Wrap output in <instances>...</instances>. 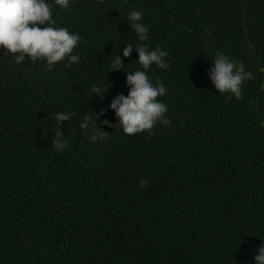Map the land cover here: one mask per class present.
Masks as SVG:
<instances>
[{"label": "trees", "instance_id": "obj_1", "mask_svg": "<svg viewBox=\"0 0 264 264\" xmlns=\"http://www.w3.org/2000/svg\"><path fill=\"white\" fill-rule=\"evenodd\" d=\"M51 2V0H49ZM141 11L167 70L149 76L170 124L125 134L83 118L128 94L139 69L127 16ZM56 27L82 37L80 61L51 70L0 54V264H255L264 244V0H72ZM224 53L253 79L220 94L208 69ZM120 55L124 68L112 71ZM14 55V54H13ZM111 71V72H110ZM107 92L101 102L91 85ZM109 109V110H108ZM73 112L56 151L54 113ZM141 181L146 183L141 187Z\"/></svg>", "mask_w": 264, "mask_h": 264}, {"label": "clouds", "instance_id": "obj_2", "mask_svg": "<svg viewBox=\"0 0 264 264\" xmlns=\"http://www.w3.org/2000/svg\"><path fill=\"white\" fill-rule=\"evenodd\" d=\"M71 3L72 0H0V54L10 57L15 64L22 65L26 61L32 64L45 62L49 70L60 62L65 67L79 63L80 56L73 52L82 42L81 35L70 32L65 27H56L53 15L57 8L67 11ZM143 15L141 11L132 10L127 16V22L139 42L136 45L126 44L123 57H129L135 50L140 67L134 72H126L128 94H118L111 100L109 109L114 111L117 123L113 124L108 119L101 120L107 112L106 109H101L99 114L86 115L79 125L85 135L91 133L93 142L105 139L98 121L109 128L118 127L127 135L145 131L151 133L158 124L165 127L170 124V120L166 118L168 106L158 99L166 95L167 88L159 81L153 83L148 74L152 65L162 70L170 67L166 59L168 53L161 48L151 49L145 43L151 39V26L143 23ZM211 60L208 76L215 89L220 94L227 93L230 97H235L236 100L243 99L245 82L253 79V74L245 70L243 63L224 53H217ZM110 67L112 71L124 68L119 54L111 61ZM90 91L101 102L107 93L102 86L96 84L91 85ZM74 116L75 113L71 111L54 113L56 138L53 147L56 151L62 152L68 147V141L60 129L62 122L70 121ZM145 186L146 183L141 181V187ZM254 261L255 264H264V244L258 247Z\"/></svg>", "mask_w": 264, "mask_h": 264}]
</instances>
